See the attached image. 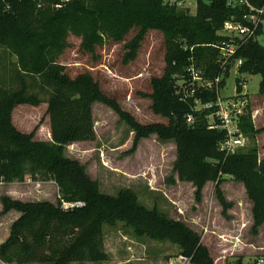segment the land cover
Listing matches in <instances>:
<instances>
[{
    "label": "trees",
    "instance_id": "obj_1",
    "mask_svg": "<svg viewBox=\"0 0 264 264\" xmlns=\"http://www.w3.org/2000/svg\"><path fill=\"white\" fill-rule=\"evenodd\" d=\"M59 2L0 0V51L16 57L0 75V182L20 181L30 175L34 180H53L59 188L57 202L1 197L3 212L19 215L0 243V259L11 264L102 261L107 258L106 227L122 223L138 237L179 246V255L192 264H215L201 234L185 221L170 217L157 206H146L130 188L113 195L102 192L98 180L78 159L68 157L65 149L96 138L93 103L105 102L127 118L138 136L156 133L174 140V170L180 180L196 186L198 196L207 182H213L218 200L228 208L222 183L229 178L242 182L253 202L254 224H262L264 160L259 161L255 141L262 129L252 119L251 106L241 117L240 127L253 143L227 154L220 148L225 132L209 128L207 111H197L194 105L196 97L204 102L215 99V92L199 89L186 99L177 92L179 80L189 78L190 65L201 68L206 78L221 74L218 50L210 44L224 41L226 37L219 33L224 21L243 11L228 7L226 0H198L195 14L163 0H70L57 7ZM252 2L261 5L263 0ZM153 30L163 35L165 66L161 76L151 78L150 98L153 111L167 117V124L139 123L101 90L89 72L72 77L60 60L71 34L79 36L82 48L91 53L107 38L118 42L132 34L123 57L124 62L132 61L146 34ZM263 33L261 25L237 53L243 58L238 76L260 75L262 96L264 45L258 38ZM224 74L228 76L229 71ZM42 102L48 104L51 141L21 131L12 120L17 105ZM190 113L195 115L193 122L187 121ZM78 201L83 204L62 207L63 202Z\"/></svg>",
    "mask_w": 264,
    "mask_h": 264
},
{
    "label": "rangeland",
    "instance_id": "obj_2",
    "mask_svg": "<svg viewBox=\"0 0 264 264\" xmlns=\"http://www.w3.org/2000/svg\"><path fill=\"white\" fill-rule=\"evenodd\" d=\"M64 1V0H61ZM194 7V0H191ZM194 11V9H193ZM264 30V23H263ZM126 40L107 38L94 53L85 51L81 38L71 34L68 47L61 55L72 77L89 72L101 90L116 99L123 111L143 125L168 123V118L152 109L151 78L163 74L165 43L161 32L150 31L140 44L134 60L124 62ZM264 45V33L258 38ZM0 51V75L4 66L11 65L16 57ZM252 109L257 110L255 125L262 129L256 136L259 161L264 160V96L259 94L260 75L243 74ZM224 84V83H223ZM226 92L236 94L234 72L226 79ZM48 104H19L13 110V123L23 132L33 133L35 138L51 141ZM93 120L96 138L68 145L65 154L78 159L88 174L100 183L107 194H117L123 188L132 189L148 207L157 206L167 215L185 221L202 236L215 264H260L264 259V222L255 226L253 202L242 182L233 178L225 180L221 188L230 203L225 208L218 200L215 183L207 182L200 195L196 186L178 178L174 170L177 148L173 139H162L156 133L138 136L111 105L95 101ZM253 140L247 137L243 149ZM57 202L58 185L53 180H34L28 175L24 180L0 182V243L9 235L12 222L18 212H3L1 197ZM107 258L102 261L87 260L71 264H192L179 255V246L170 241L159 242L138 237L132 228L122 223L105 230ZM26 264H44L32 262ZM46 264V263H45ZM49 264V263H47Z\"/></svg>",
    "mask_w": 264,
    "mask_h": 264
},
{
    "label": "built area",
    "instance_id": "obj_3",
    "mask_svg": "<svg viewBox=\"0 0 264 264\" xmlns=\"http://www.w3.org/2000/svg\"><path fill=\"white\" fill-rule=\"evenodd\" d=\"M64 0L56 4L60 7ZM165 3L176 6L180 9H186L190 13L195 14L198 8V0H194V7H192L191 0H163ZM227 6L233 9L239 8L243 13L238 16L233 13L227 20L224 21L219 33L226 37L224 41L210 44L217 48V63H219L222 70L221 74L213 79L206 78L202 75L203 70L194 65L187 68L189 78H181L178 82L177 92L182 99L193 97L195 92L199 89L213 90L215 92V99L203 101L196 97L194 99L195 110L207 111L206 117L209 120V128L220 129L225 132V138L220 143V148L227 154L237 153L245 146L247 136L240 127L241 117L247 115L248 106H251L250 99L247 97L248 92L243 88L246 84V79H243V74L239 75V68L243 64V58L238 57L237 53L244 41L249 38H254L260 26L264 23V0L261 5H256L252 0H226ZM40 6V5H39ZM194 9V11H193ZM187 48V47H185ZM236 74V82L242 88L241 93L238 92V84L236 94L229 95L226 92L225 72ZM225 80V81H224ZM224 81V84L221 82ZM251 116L255 123L257 110L250 107ZM195 115L190 113L187 115V121L193 122ZM83 203L78 202H63L62 207L68 209L76 205L80 206ZM260 264H264V259H260ZM0 264H11L3 259H0Z\"/></svg>",
    "mask_w": 264,
    "mask_h": 264
},
{
    "label": "crops",
    "instance_id": "obj_4",
    "mask_svg": "<svg viewBox=\"0 0 264 264\" xmlns=\"http://www.w3.org/2000/svg\"><path fill=\"white\" fill-rule=\"evenodd\" d=\"M18 215H19V213H18ZM18 215H17V216H18Z\"/></svg>",
    "mask_w": 264,
    "mask_h": 264
}]
</instances>
